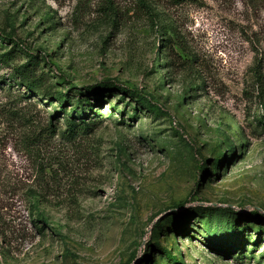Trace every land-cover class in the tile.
<instances>
[{
	"label": "rangeland",
	"instance_id": "rangeland-1",
	"mask_svg": "<svg viewBox=\"0 0 264 264\" xmlns=\"http://www.w3.org/2000/svg\"><path fill=\"white\" fill-rule=\"evenodd\" d=\"M152 1L165 48L137 0H0L16 63L36 55L56 89L114 81L156 103L106 92L68 140V104L53 117L0 67V264H264V0Z\"/></svg>",
	"mask_w": 264,
	"mask_h": 264
},
{
	"label": "trees",
	"instance_id": "trees-1",
	"mask_svg": "<svg viewBox=\"0 0 264 264\" xmlns=\"http://www.w3.org/2000/svg\"><path fill=\"white\" fill-rule=\"evenodd\" d=\"M176 1L184 2L186 0ZM137 2L141 7L144 16L150 22V25L157 28V32H159L160 34V40H163L160 46L165 48L169 44L170 39L168 37L164 39V32L162 31L163 29L162 27L159 28V26L162 24V21L159 18L160 12L158 13L156 10L157 2H153L152 0H137ZM8 40H10V36L1 32V44ZM1 44L0 67L8 68L10 70L7 76L8 83L6 84L7 87L5 88V90L9 91L10 88H12V84L9 82H13L17 86L25 87L28 94H36L40 97L45 96L47 97L48 101L54 99L55 102H57L58 106L57 108L55 107V111H53V117H56L58 112L63 110V107L68 104L69 112L67 114V117L64 119L65 128L61 131V136L63 138H67L68 140L73 139L82 132H88V130L91 129L89 127L90 125L94 126L96 124L95 118L101 116V114L96 110H93V108L94 105L96 106L101 104L102 97L106 92H113L116 95L119 94L121 96L129 94V96H131L130 101H133L135 103L133 108L134 111H136V106H144L152 109L156 108V103L152 100V98L147 94H144L139 88L115 83L114 81H109L104 85L100 84L85 88L84 93H81L79 91L76 92L75 90L77 89L74 85H72L71 82H67L68 87L66 90L56 89L54 83H51V77H49L48 73L38 67L39 59L36 55L24 53V55L27 57L26 61L22 63H16L15 60L18 58L17 51L14 48L7 49ZM159 56L162 60L167 59L166 53L163 51L159 53ZM256 77H259L258 73H256ZM3 80L4 76H1L0 84H2ZM76 94L77 99L75 98ZM62 112L64 113V111ZM132 116H136L135 112ZM86 119H88V121H85ZM45 131L51 134L55 133L56 125L49 121L47 123ZM42 142L43 138L38 134L29 136L27 135L23 138L21 145L26 151H28L29 154L34 155L38 145ZM230 151H232V153L234 152L232 147H230ZM224 161L225 158H222L217 162L216 165L218 167H221ZM197 168L200 170L204 169L205 164L200 163L197 165ZM43 171L44 170L42 169V172ZM10 179L11 177L9 176V174H5L2 178L3 187L6 192H11V188L18 185L17 182H11ZM26 194V201L28 202V214H35V220H43L44 217L41 214V211H39V209L37 208L39 199L35 197L36 192L30 190L27 191ZM252 215L259 216L260 214L254 211ZM161 252L162 256L169 261H174L176 259L172 255H170V253L166 249H163ZM244 252L245 250L239 252V256H244Z\"/></svg>",
	"mask_w": 264,
	"mask_h": 264
}]
</instances>
